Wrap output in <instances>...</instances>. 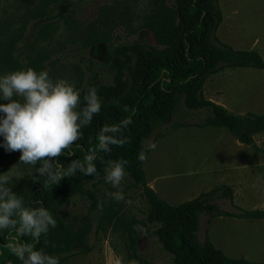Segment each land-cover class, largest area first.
Segmentation results:
<instances>
[{"label": "rangeland", "instance_id": "rangeland-1", "mask_svg": "<svg viewBox=\"0 0 264 264\" xmlns=\"http://www.w3.org/2000/svg\"><path fill=\"white\" fill-rule=\"evenodd\" d=\"M218 5L223 19L217 37L237 50H256L264 59V0H219ZM149 9L150 0H0V52L16 41L15 61L9 65L0 60V75L27 68L47 71L53 81L65 80L79 93L92 80L110 82L111 45L93 46L90 38L99 32L114 47H156L154 35L144 27ZM203 96L236 115L264 114V68L220 70L206 82ZM211 116V109L188 110L181 98L172 123L149 141V148H155L149 149L143 164L148 185L171 205L218 190L208 203L222 212L264 210V133L255 136L256 147L246 145L226 129L202 127ZM174 123L187 125L174 130ZM4 144L0 136V174L10 177L13 192L21 191L36 166L19 162L21 153L5 150ZM85 187L86 194L64 207L63 218L74 228L90 226L91 232L66 264H173V256L154 234L157 225L148 221L142 187L130 173L119 188L104 177ZM224 187L230 189L229 196L220 190ZM117 191L132 204L108 195ZM132 231L139 236L138 253L144 262L129 258ZM198 238L210 240L230 257L264 262V220L207 212Z\"/></svg>", "mask_w": 264, "mask_h": 264}, {"label": "trees", "instance_id": "trees-1", "mask_svg": "<svg viewBox=\"0 0 264 264\" xmlns=\"http://www.w3.org/2000/svg\"><path fill=\"white\" fill-rule=\"evenodd\" d=\"M218 1L150 0L144 27L154 35L156 47L139 43L114 47L106 34L99 32L90 38L93 46L111 45L107 52L111 80H92L83 86L77 110L84 107L83 98L88 89L95 88L102 104L100 113L80 130V138L54 163L66 171L73 162H83L89 153H94L96 173L84 175L77 171L74 176H66L55 184L46 176H39L35 169L27 186L14 193L22 198L26 208H46L57 226L38 240L16 230H0V264H21L8 247L12 243H27L35 250L57 257L59 264H66L77 245L87 243L91 228L86 225L74 228L67 224L63 218L64 207L73 197L87 193L88 182L105 176L109 161L127 162L125 172L142 187L149 205L148 221L157 225L154 234L163 249L173 256V264H264L230 257L210 240L201 242L198 238L202 215L207 212L264 220V210H242L240 214L222 212L208 203L218 190L171 205L148 185L144 161L138 159L140 153L147 155L149 152L148 144L155 132L172 123L182 97L188 110L211 109L212 116L202 127L226 129L239 142L254 147L255 136L264 133V114L236 115L203 96L206 82L220 70L264 68V59L258 51L237 50L217 37L223 19ZM15 46L16 41H11L5 52H0V60L12 65ZM125 119H131L132 123L115 134L125 140L123 146L111 145L109 152L98 150L101 129L118 126ZM186 125L174 123L172 129ZM42 163L38 162L36 168ZM220 190L226 196L231 193L228 187ZM128 239L129 258L144 262L138 253V234L132 231Z\"/></svg>", "mask_w": 264, "mask_h": 264}, {"label": "clouds", "instance_id": "clouds-1", "mask_svg": "<svg viewBox=\"0 0 264 264\" xmlns=\"http://www.w3.org/2000/svg\"><path fill=\"white\" fill-rule=\"evenodd\" d=\"M0 99L8 101L0 103V113L4 114L0 117V136L4 138L5 150L21 153L19 162L35 167L43 161L36 172L55 184L77 171L84 175L96 173L94 153H89L83 162H73L66 171L54 163L80 138V130L100 113L102 104L95 88L88 89L83 98L84 107L77 110L81 100L74 85L65 80L53 81L47 71L27 68L0 75ZM131 123V119H125L118 126L101 129L98 150L109 152L111 145L123 146L125 140L115 134ZM150 148L154 149L155 145ZM138 159L144 161L146 155L140 153ZM126 163L109 161L105 182L119 188L126 175ZM9 181L8 175L0 174V230H16L38 240L57 226L46 208H26L22 198L8 187ZM108 195L117 202L132 204L131 200H125L122 191ZM8 247L21 264H59L57 257L35 250L27 243H12Z\"/></svg>", "mask_w": 264, "mask_h": 264}]
</instances>
